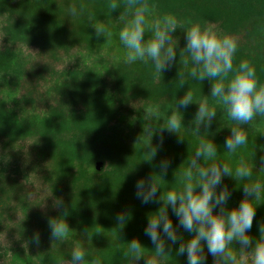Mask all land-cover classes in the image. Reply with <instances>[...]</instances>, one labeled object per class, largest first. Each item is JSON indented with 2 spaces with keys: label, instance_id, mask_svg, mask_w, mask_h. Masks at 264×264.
<instances>
[{
  "label": "trees",
  "instance_id": "trees-1",
  "mask_svg": "<svg viewBox=\"0 0 264 264\" xmlns=\"http://www.w3.org/2000/svg\"><path fill=\"white\" fill-rule=\"evenodd\" d=\"M112 2L0 0V264H70L76 247L86 253L82 264L96 258L101 264H145L146 257L155 264H186V257L176 255L178 244L169 254L156 255L144 227L147 216L160 205L141 203L134 185L136 179L153 174L162 194L179 191L181 174L201 139L214 141L216 162L227 163L233 175L241 161L252 169L247 179L224 177L231 191L229 208L241 200L243 183L264 185L260 162L264 129L240 126L248 141L230 152L224 141L230 134L227 126L234 122L228 118L215 119L209 129L201 125L199 134L195 125L180 127L185 138L181 144L175 134L165 131L156 158L146 160L150 156L145 144H157L159 135L143 132L144 110L161 102L176 106L188 92L197 102L211 98V81L190 76L195 65L184 51L185 33L180 28L173 33L177 56L168 71L157 73L150 60L127 63L118 20L126 11L125 0H116L120 7L114 11L109 7ZM139 3L149 6L145 40L152 35L150 24L165 15L185 23L214 24L219 33L238 40L234 68L247 60L264 84V0ZM90 18L111 36L97 38ZM177 73L184 74L183 86ZM164 159L171 163L161 177L159 165ZM97 161L103 163L101 170L95 169ZM209 163L201 161L204 167ZM54 197L63 198L71 229L66 238L52 241L47 218L58 215L51 206ZM252 203L256 215L250 235L255 239L264 221V189ZM121 210L128 216L124 225L115 219ZM169 215L176 226L170 207ZM37 231L39 245L31 242ZM178 232L185 239L191 236L180 228ZM133 238L145 246L146 257L138 261L125 255ZM230 248L240 260L239 244L233 242ZM207 264H213L211 255Z\"/></svg>",
  "mask_w": 264,
  "mask_h": 264
},
{
  "label": "clouds",
  "instance_id": "clouds-1",
  "mask_svg": "<svg viewBox=\"0 0 264 264\" xmlns=\"http://www.w3.org/2000/svg\"><path fill=\"white\" fill-rule=\"evenodd\" d=\"M109 7L114 11L120 5L113 0ZM125 7L126 11L120 13L118 20L122 25L119 40L127 49L126 62L147 63L150 60L157 73L163 74L176 61L173 33L177 28L182 29L186 41L184 51L190 54L195 65L191 68L190 76L198 81H211V96L218 98L234 122L227 126L230 134L224 141V147L230 152H235L238 147L245 145L248 136L240 126L249 125L257 116H264V84L258 82L255 67L247 60L241 61L234 68L233 57L238 48V40L231 35L219 33L214 24L180 22L173 15L155 19L150 24L152 35L145 40V14L149 11V6L146 3L141 5L139 0H125ZM70 11L71 14H76L75 8ZM90 24L97 38L103 36L107 39L111 36L103 24H98L91 18ZM184 63H188L187 59ZM177 75L183 86L184 74ZM175 103L179 112L193 103L198 105L194 117V131L197 134L200 133L201 125L209 129L217 117L215 107H210L204 99L194 101L190 92L184 93ZM156 117L157 113L151 108L144 110L143 132L150 137L157 132L160 134L157 144L150 142L144 146L145 152L150 156L146 159L149 162L156 158L163 146L165 131L175 134L178 144L185 140L180 134L181 117L172 114L165 124L154 129L151 122ZM216 155L217 147L214 141L201 139L189 161V167L181 174L182 188L179 191L170 190L166 195L161 193L153 174L136 179V198L143 204L160 205L147 216L144 235L154 245L153 249L158 256L169 254L172 246L178 244L176 255L186 257V264H207L208 255L213 257V264H248L249 255L251 264H264V221L258 225L259 236L254 239L250 235L256 215V206H253L252 201L260 198L264 185L259 182L243 183L241 200L238 205L229 208L231 191L223 183L224 177L247 179L252 176V169L241 161L233 175L227 163L216 162ZM202 160L211 163L204 167L201 165ZM260 162L264 165V156L260 157ZM170 163L168 159L161 161V177L167 174ZM51 206L58 215L47 218L50 239H64L71 229L66 222L67 207L62 197H54ZM169 207L172 215L176 217V226L169 215ZM115 219L118 224L124 225L128 216L121 210ZM178 228L191 233V236L185 239L184 235L178 232ZM83 231L89 237L88 229ZM31 242L39 245L38 231L33 233ZM233 242L239 244L240 260L230 248ZM144 247L139 239L133 238L128 241V252L125 255L138 261L141 257H146L143 253ZM85 255L82 248H74L70 264H82ZM91 264H101V261L96 258ZM145 264H155V261L146 257Z\"/></svg>",
  "mask_w": 264,
  "mask_h": 264
},
{
  "label": "rangeland",
  "instance_id": "rangeland-1",
  "mask_svg": "<svg viewBox=\"0 0 264 264\" xmlns=\"http://www.w3.org/2000/svg\"><path fill=\"white\" fill-rule=\"evenodd\" d=\"M263 39H264V36H263ZM263 51H264V47H263ZM206 100L209 106L215 107L217 111V117L215 119H220V118L230 119L226 109L219 102L218 98L211 97ZM197 107L198 105L192 108L181 109L180 110L181 112H179L176 106L169 105L166 102H161L153 106H148L147 109L151 108L154 112L157 113V117L154 118L151 122L153 128L154 127L158 128L159 126H162L163 124H165L168 118L172 114H177L178 117L182 118L181 127H187V126L195 125L194 117L197 111ZM241 126L245 128H251V129H264V116H257L249 125H241ZM157 134L160 135L159 132H157Z\"/></svg>",
  "mask_w": 264,
  "mask_h": 264
},
{
  "label": "water",
  "instance_id": "water-1",
  "mask_svg": "<svg viewBox=\"0 0 264 264\" xmlns=\"http://www.w3.org/2000/svg\"><path fill=\"white\" fill-rule=\"evenodd\" d=\"M103 168V163L101 161H97L95 163V169L96 170H101Z\"/></svg>",
  "mask_w": 264,
  "mask_h": 264
}]
</instances>
